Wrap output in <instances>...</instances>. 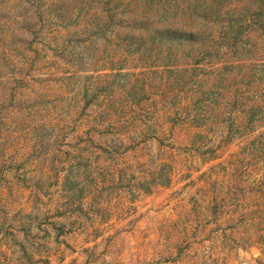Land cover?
Returning <instances> with one entry per match:
<instances>
[{"label":"rangeland","instance_id":"1","mask_svg":"<svg viewBox=\"0 0 264 264\" xmlns=\"http://www.w3.org/2000/svg\"><path fill=\"white\" fill-rule=\"evenodd\" d=\"M0 264H264V0H0Z\"/></svg>","mask_w":264,"mask_h":264},{"label":"trees","instance_id":"2","mask_svg":"<svg viewBox=\"0 0 264 264\" xmlns=\"http://www.w3.org/2000/svg\"><path fill=\"white\" fill-rule=\"evenodd\" d=\"M195 31H192V30H189V31H183L182 28H179L174 34H173V37H175V44H179L178 46H182L183 48H185L186 50V47H188V52H193L195 51L197 48L196 47H201V46H204L205 45V39H208L210 34L206 37H203L201 40H199L198 38L195 37ZM238 34L232 38V41L228 42L226 41L225 37L224 36L221 40V42L217 43V46H223L224 48L230 50V51H238L236 49H234L232 47V45H234L236 42L240 41V40H237L236 38H238ZM240 38V37H239ZM168 40V38H166ZM242 39V38H241ZM198 42L199 45L196 43ZM238 44V43H237ZM236 44V46H237ZM195 46V48L193 46ZM177 46V45H175ZM244 46V45H243ZM193 49V51H191V49ZM232 54V53H231ZM193 55H195V53L193 52ZM185 72V71H184Z\"/></svg>","mask_w":264,"mask_h":264}]
</instances>
